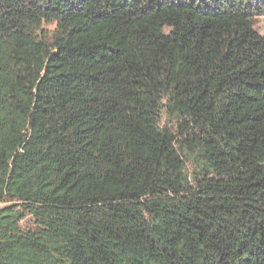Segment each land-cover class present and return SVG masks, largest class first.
Masks as SVG:
<instances>
[{"label": "trees", "instance_id": "trees-1", "mask_svg": "<svg viewBox=\"0 0 264 264\" xmlns=\"http://www.w3.org/2000/svg\"><path fill=\"white\" fill-rule=\"evenodd\" d=\"M264 0H0V264H264Z\"/></svg>", "mask_w": 264, "mask_h": 264}, {"label": "rangeland", "instance_id": "rangeland-1", "mask_svg": "<svg viewBox=\"0 0 264 264\" xmlns=\"http://www.w3.org/2000/svg\"><path fill=\"white\" fill-rule=\"evenodd\" d=\"M256 29L264 34V15L258 17V19L256 20ZM0 206H2V204H0Z\"/></svg>", "mask_w": 264, "mask_h": 264}]
</instances>
